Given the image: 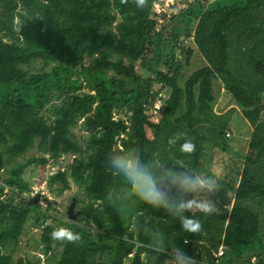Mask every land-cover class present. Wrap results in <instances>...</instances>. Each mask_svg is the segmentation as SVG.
Listing matches in <instances>:
<instances>
[{
  "label": "trees",
  "instance_id": "16d2710c",
  "mask_svg": "<svg viewBox=\"0 0 264 264\" xmlns=\"http://www.w3.org/2000/svg\"><path fill=\"white\" fill-rule=\"evenodd\" d=\"M180 1L187 4L177 14L182 26L157 11L159 0L144 7L135 0H0V199L11 200L7 216H0V264H39L40 256L15 259L5 251L19 243L32 216L42 241L38 253L56 252L51 234L60 218L32 195L33 184L23 175L28 165L44 168L51 158L59 168L48 176L50 193L59 196L75 183L87 198L80 214L96 226L88 228L92 250L79 256L75 243L64 240L55 264H166L186 257L205 264H264V0ZM182 37L198 43L208 61L184 85L181 66L162 69L176 58V49L187 53V61L193 56ZM216 78L250 125L244 132L249 151L238 177L210 185L211 194L204 128L223 141L230 128L227 112L213 109ZM155 83L170 88L158 123L147 106ZM147 127L155 130L153 139ZM187 141L197 149L181 151ZM35 146L48 156L17 162ZM226 146L219 141L222 150ZM70 155L71 162H60ZM117 158L135 161L158 198L140 202L115 166ZM161 165L170 174L155 177ZM254 200L258 210L249 205ZM201 203L216 211L206 215ZM142 209L153 214L151 228L144 231L141 219L136 237L133 213ZM177 213L179 221L160 223L158 235L157 218ZM184 218L199 219L201 229L186 230ZM221 246L224 254L216 256Z\"/></svg>",
  "mask_w": 264,
  "mask_h": 264
},
{
  "label": "rangeland",
  "instance_id": "374dc122",
  "mask_svg": "<svg viewBox=\"0 0 264 264\" xmlns=\"http://www.w3.org/2000/svg\"><path fill=\"white\" fill-rule=\"evenodd\" d=\"M191 1V0H190ZM212 1V0H211ZM187 4L183 3V1L180 0H159V3H157L156 8L157 11L161 13H166L167 17H173L174 22L176 24H179L182 26V22L177 15L181 9L186 8ZM182 42L184 41V46H191V48L194 49L193 56L187 61L186 55L187 53L183 51L181 48L176 49V58L170 62L168 66H162V69L167 71L171 67L175 66H181L180 70V78H181V84L184 85V82L186 79L196 70L204 67L206 64H208V61L206 60V57L198 48V43H194L192 40H184V37L181 38ZM88 63V62H86ZM170 88L166 87L165 85H161L160 83H155L153 85L151 96L147 98V106L149 108L148 114H150L151 119L158 123L162 117V112L165 107V103L167 98L170 94ZM198 90V89H197ZM213 95L215 97V104H214V112L217 113V115H220L223 113V115L226 113L228 116L227 120L230 121V128L226 130L227 132V139L225 141L220 140L218 137H211L210 132L208 129V125L205 126V139L202 141V143L205 145L204 149V160L207 163L208 167L206 168L209 178L208 181H210L212 184H209V191L211 194H213L212 185L213 187L218 184L219 181L224 179L226 177V180H233L234 178L238 177L237 172L239 168L243 164L244 154H246L249 151L248 143L249 139L247 136H245L244 132H246L249 129L248 125L249 123L245 120L243 112H241L240 107L238 106L236 100L226 91L224 84L220 78H216L214 80V89H213ZM157 94V96L154 98V103L150 102L152 98L154 97V94ZM261 95V94H258ZM153 96V97H152ZM142 101V100H141ZM145 102V100H143ZM153 104V105H152ZM152 106V107H151ZM237 110H240L239 112ZM117 117V115H116ZM248 124H247V123ZM246 123V124H245ZM246 130V131H245ZM146 131L148 133V137L150 139H153L155 136V130L152 128L147 127ZM229 133V134H228ZM77 135H82L81 132L77 130ZM183 135V133H181ZM194 139V137H192ZM219 140L223 145L227 143L226 150H222V148L219 147ZM197 148H195L196 150ZM48 153L44 152L42 149H39L37 146L30 149L28 152H26L22 156H18L16 158L17 162H26L33 158H38L40 156H48ZM176 154V153H175ZM194 155H190L189 159L193 161ZM73 155L70 156H62L60 159V162H71L73 159ZM181 163H184L182 159H179ZM53 159L51 158L46 164V166L43 168L39 164H30L26 167L24 170V177L25 179L29 180L33 187L35 186L39 191V193H36L35 190L32 194L33 196H39L40 202L45 206L51 209L52 213L55 215L54 219H59L60 221L58 223H55V230L59 228H67L73 231L74 233H78L81 237V240L75 243V248L77 250V253L79 256L84 254L85 252H89L94 248L93 243V237L94 233H90L88 228L93 229V231L96 230V226L93 224H88L87 220L83 217H85V214H79L76 220L69 219L67 215L68 207L73 199V197L77 198V204H76V210H83L85 208V205L87 204V198L85 196V193L80 191V188L71 181V188L67 191H65L63 194L56 196L54 193H50L49 186L47 184V179L52 170H57L59 168L58 164H53ZM11 165V163H10ZM9 165V166H10ZM188 168H192V164L189 162L186 164ZM54 168V169H53ZM9 168H6L4 174L7 172ZM64 169V167L62 168ZM198 171H204V166L202 169H197ZM160 172L162 174H170V170L167 169L165 166L156 169L155 177H157ZM2 173V174H3ZM1 174V175H2ZM202 177V176H201ZM224 177V178H223ZM148 181L150 182V177L146 176ZM203 183H206L204 178H202ZM57 184L53 186L55 189ZM128 195H131V190L128 192ZM140 195V202H142V194ZM167 196H162V200L160 201H167ZM207 196L206 194H202L201 198L205 199ZM79 198V200H78ZM10 196L5 195L0 199V216H7L6 209L8 205L10 204ZM160 201H157V205L160 204ZM253 209L258 210L259 204L257 203V200L252 201L250 204ZM197 209V206L193 208V211ZM130 210H131V202H130ZM260 213L262 215V236L264 238V209H260ZM181 213H177L172 215V217H168L165 219H158L155 221V231L158 235L161 234V226L160 223H168L170 225H175L180 218ZM152 213H150V210L148 209H142L141 213H138L135 211L133 213V225L131 226L130 230L135 232V236L137 237V233L140 231V224L141 219L144 221L142 222V227L148 230L151 228V224L149 223ZM35 216H32L30 221L28 222V227L23 232L22 236L20 237V241L17 245L10 244L5 251L11 253L15 259H18L20 257L25 259H30L33 261H36L38 259L37 256H40L41 261H39V264H55L57 260L60 258V252L63 249V246L59 243L63 242L64 240H56L54 239V250L56 251L55 254L49 257H44L43 253H38L39 247L42 245V241L40 238L39 229H36L33 226H36L34 224ZM80 217V218H79ZM79 218V220H78ZM83 218V219H82ZM82 219V220H81ZM53 218L51 217L48 219V222H52ZM198 221L201 223V221L198 219ZM47 222V223H48ZM213 232H216L217 230L215 228H211ZM179 231V230H176ZM93 235V236H92ZM156 247L159 249H163L162 245L154 243ZM42 252V251H40ZM106 257V255H104ZM39 260V259H38ZM131 259L126 260V264H130L129 262ZM166 264H186L182 259H175L172 261L166 262Z\"/></svg>",
  "mask_w": 264,
  "mask_h": 264
},
{
  "label": "clouds",
  "instance_id": "9594fccd",
  "mask_svg": "<svg viewBox=\"0 0 264 264\" xmlns=\"http://www.w3.org/2000/svg\"><path fill=\"white\" fill-rule=\"evenodd\" d=\"M122 3H127V0H121ZM138 7H144L147 0H135ZM181 151L183 152H193L195 151V145L191 141H187L181 145ZM115 166L119 168L124 174L126 179L131 183L134 190L142 194V198L147 199L150 195L152 199H157L158 197L151 191V183L145 177L143 171L139 168L135 161L117 158L115 161ZM147 194V195H145ZM186 208H191L192 204L189 203L185 205ZM200 211L204 212L206 215H210L214 210L212 206L206 203H201L198 205ZM183 227L190 232H198L201 229V224L198 220L184 218ZM53 239L56 240H66L69 243H76L81 240L78 233H74L67 228H59L54 230L51 234Z\"/></svg>",
  "mask_w": 264,
  "mask_h": 264
},
{
  "label": "built area",
  "instance_id": "2783aa9c",
  "mask_svg": "<svg viewBox=\"0 0 264 264\" xmlns=\"http://www.w3.org/2000/svg\"><path fill=\"white\" fill-rule=\"evenodd\" d=\"M229 134V133H228ZM54 169V168H53ZM54 172L56 171V170H53ZM34 190H35V192L36 193H39V191L40 190H38L35 186L34 187H32ZM33 190V191H34ZM34 193V192H33ZM39 202H40V200H39ZM41 203V202H40ZM42 204V203H41ZM43 205V204H42ZM44 206V205H43ZM44 208H46L45 206H44ZM224 254V249H223V247L221 246L220 247V249H219V252H217L215 255L216 256H221V255H223ZM185 263H188V264H205L206 263V261H204V260H197V259H195V258H192V257H186L185 258ZM216 264V263H215Z\"/></svg>",
  "mask_w": 264,
  "mask_h": 264
},
{
  "label": "water",
  "instance_id": "95a60500",
  "mask_svg": "<svg viewBox=\"0 0 264 264\" xmlns=\"http://www.w3.org/2000/svg\"><path fill=\"white\" fill-rule=\"evenodd\" d=\"M76 204H77V198L73 197L68 210H67V215L69 217V219L71 220H76L78 215L81 213L80 210H76Z\"/></svg>",
  "mask_w": 264,
  "mask_h": 264
},
{
  "label": "crops",
  "instance_id": "0c3cea01",
  "mask_svg": "<svg viewBox=\"0 0 264 264\" xmlns=\"http://www.w3.org/2000/svg\"><path fill=\"white\" fill-rule=\"evenodd\" d=\"M230 122V121H229ZM246 124V123H245ZM246 131V130H245Z\"/></svg>",
  "mask_w": 264,
  "mask_h": 264
}]
</instances>
